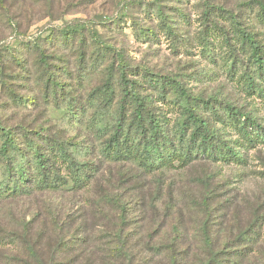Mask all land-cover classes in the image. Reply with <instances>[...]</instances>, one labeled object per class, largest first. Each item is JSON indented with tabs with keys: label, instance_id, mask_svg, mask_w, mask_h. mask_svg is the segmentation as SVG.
I'll list each match as a JSON object with an SVG mask.
<instances>
[{
	"label": "rangeland",
	"instance_id": "rangeland-1",
	"mask_svg": "<svg viewBox=\"0 0 264 264\" xmlns=\"http://www.w3.org/2000/svg\"><path fill=\"white\" fill-rule=\"evenodd\" d=\"M201 2L0 0V46L16 48L20 38L24 41L50 35L56 38L62 30L84 28L78 40L67 46L63 43L43 46L44 54L50 56L49 63L66 67L71 74L64 80L71 85L72 96L77 97L79 104H85L91 91L101 87L109 74L116 76L117 54L127 66L130 80H140L146 73L172 78L192 95L232 105L263 124L264 106L259 100L246 94L236 80L227 78L219 66L221 58L217 57L212 63L201 54L198 48L202 30ZM249 2L264 5V0H208L213 8L210 22L228 28L225 15H233L255 35L264 50V28L250 19L257 7H243ZM155 4L162 6L167 20L172 22L168 26L174 31L176 43L173 45V40L160 30ZM179 13L185 21L178 17ZM149 31L153 36H145ZM93 38L110 48L114 59L109 52L99 51ZM78 49L81 53H76ZM80 54L84 58L83 71L76 70ZM26 59L34 70L33 58ZM111 63H114L113 71L109 69ZM32 79L29 83L21 79L8 80V83L15 86L12 90L20 98L33 95L38 106L18 105V100H12L5 87L0 86L1 123L28 130L43 127L49 136L78 143L84 134L82 130L65 120H56L57 114L51 116L52 108L40 103ZM23 85H28L30 91L28 87H21ZM85 144L90 145V139ZM91 157L90 154L89 159H95ZM244 160L241 166L207 162L151 175L139 172L132 165L120 168L98 163L95 181L85 192L45 193L1 204L0 238L16 234L15 238L21 239L20 222L32 221L36 214L50 208L60 213L70 236L74 234L76 243L80 242L72 251L71 264H201L206 257L200 231L201 202L203 194L209 190L212 195L206 203L211 213L208 220L214 250H223L226 246L228 251L238 250L240 257L234 264H264V147L250 149L244 153ZM103 193L117 198L122 208L102 204L100 195ZM251 222L257 225L253 229L257 235L249 236L256 242L249 245L236 242L238 231ZM120 233L117 242L115 234ZM119 246L123 255L116 253L115 248ZM246 247L250 249L245 250ZM25 257L24 242L19 245L0 242V264H35ZM221 257L223 264H231L233 260L228 259L227 254Z\"/></svg>",
	"mask_w": 264,
	"mask_h": 264
},
{
	"label": "trees",
	"instance_id": "trees-1",
	"mask_svg": "<svg viewBox=\"0 0 264 264\" xmlns=\"http://www.w3.org/2000/svg\"><path fill=\"white\" fill-rule=\"evenodd\" d=\"M201 1L202 30L198 44L201 54L212 63L217 57L221 58L219 66L227 78L236 80L246 94L257 98L264 106V50L260 43L229 13L225 15L228 28L212 24L213 8L208 0ZM155 5L160 30L173 40V45L176 43L174 31L168 26L172 22L167 20L162 6ZM243 5L248 9L256 5L257 12L250 19L264 28V5L259 2ZM178 17L185 21L183 14L179 13ZM83 30L74 27L60 31L56 38L50 35L27 41L16 36L21 39L18 47L0 46V86L5 87L11 99L18 100V105L24 108L40 105L33 95L17 96L12 90L15 86L8 83L17 79L29 83L33 77L37 97L42 105L52 108L51 116L57 114L56 120H65L84 133L78 143L71 144L47 135L43 127L11 128L0 120V205L38 194L85 192L95 181L98 163L120 168L132 165L139 172L151 175L207 162L241 166L245 161L244 153L264 147V123H259L250 113H242L213 98L204 100L194 96L172 78L146 73L140 80H130L127 66L117 54L116 76L109 74L101 87L91 91L86 103L79 104L77 97L72 96L71 85L64 80L71 74L66 67L49 63L50 56L44 54L43 46L60 43L67 46L78 40ZM146 35L151 37L153 32ZM92 41L99 51L111 54L110 48L102 42L97 43L96 38ZM76 53H81L80 49ZM82 56H77V71L84 70ZM27 57L33 58L34 70L28 66ZM111 57L114 59V53ZM113 67L111 63L109 69L113 71ZM89 139L90 145L85 144ZM90 154L95 159H89ZM210 195L211 191L206 190L201 202L200 231L206 248L201 264H223L221 254H227L234 264L240 257L238 250L228 251L227 246L217 251L213 248L208 220L211 213L206 203ZM100 198L102 204L119 206V200L113 195L103 193ZM65 224L60 213L45 208L34 220L20 222L21 239L17 240L13 234V237H1L0 242L13 245L24 242L25 258L35 264H71L72 251L80 242L76 243L74 234L70 236ZM256 227V223L251 222L238 231L235 241L247 245L255 243V238L249 235H257L253 230ZM115 235L119 242L121 233ZM115 250L117 254L123 253L120 246Z\"/></svg>",
	"mask_w": 264,
	"mask_h": 264
}]
</instances>
